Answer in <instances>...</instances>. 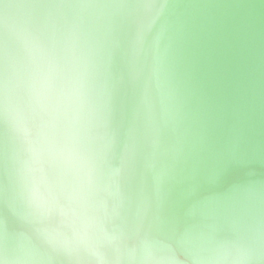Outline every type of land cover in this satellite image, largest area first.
<instances>
[{
	"label": "water",
	"instance_id": "95a60500",
	"mask_svg": "<svg viewBox=\"0 0 264 264\" xmlns=\"http://www.w3.org/2000/svg\"><path fill=\"white\" fill-rule=\"evenodd\" d=\"M0 264H264V0H0Z\"/></svg>",
	"mask_w": 264,
	"mask_h": 264
}]
</instances>
